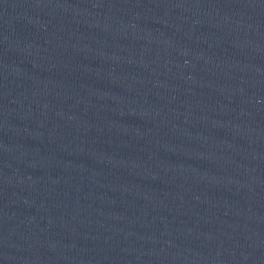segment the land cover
Listing matches in <instances>:
<instances>
[{"label":"water","instance_id":"obj_1","mask_svg":"<svg viewBox=\"0 0 264 264\" xmlns=\"http://www.w3.org/2000/svg\"><path fill=\"white\" fill-rule=\"evenodd\" d=\"M0 264H264V13L0 84Z\"/></svg>","mask_w":264,"mask_h":264}]
</instances>
